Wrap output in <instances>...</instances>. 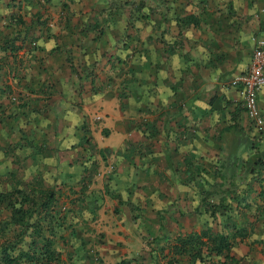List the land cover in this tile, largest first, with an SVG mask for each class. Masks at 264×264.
<instances>
[{"label":"crops","instance_id":"0c3cea01","mask_svg":"<svg viewBox=\"0 0 264 264\" xmlns=\"http://www.w3.org/2000/svg\"><path fill=\"white\" fill-rule=\"evenodd\" d=\"M10 1L0 0V63L7 41L23 63V83L34 89L27 99L35 109L17 111L0 96V195L21 188L37 201L54 189V240L64 264H87L86 251L99 264H191L184 254L168 262L176 236L207 225L233 232L235 222L253 229L264 214L249 207L256 216H237L235 194H226L214 216L208 204L220 200L218 174L235 182L231 165L256 146L264 151V129H252L230 85L249 62L251 38H264V0ZM117 1L131 4L117 8ZM53 13L55 29L47 26ZM185 15L197 24L176 21ZM36 30L31 55L26 41ZM257 102L264 114V89ZM95 114L104 122L88 130L98 153L84 173L76 163L79 128ZM191 165L200 166L197 175ZM176 195L197 213V225L172 218ZM5 206L0 201L3 218ZM243 239L232 240L229 255L246 253ZM261 248L251 246L249 264H264ZM205 259L193 264H221L222 256Z\"/></svg>","mask_w":264,"mask_h":264},{"label":"trees","instance_id":"16d2710c","mask_svg":"<svg viewBox=\"0 0 264 264\" xmlns=\"http://www.w3.org/2000/svg\"><path fill=\"white\" fill-rule=\"evenodd\" d=\"M20 1L24 4H28L33 6L35 4L41 3L44 4L46 0H11L13 5H18ZM26 3H25V2ZM28 1V2H27ZM127 3L117 1L114 6L117 8H121ZM134 5V4H133ZM138 7H142V3L137 4ZM137 7H133L136 9ZM131 11V9H130ZM176 21L187 24L192 23L193 25L197 24V20L193 15H185L182 17H177ZM178 25V24H177ZM41 36L38 30L35 32H29L27 41H34L32 48L29 50V54H33L34 51L38 47V38ZM4 50H8V56L3 63H0V73L4 75L11 73L10 79L13 81H21L24 91L31 92L33 94L34 89H29L22 81L24 74V66L23 63L19 62L18 59H14V56L10 54L12 52V48L9 45V42H3ZM6 66V67H5ZM0 96H4L5 93L10 91L9 85L5 82L0 83ZM8 85V86H7ZM30 101L27 104V101ZM23 100V98H19L18 102L14 104V102L8 101V105H14L15 110H22V112H27V109H31L34 101L30 99ZM259 106V105H258ZM2 107H0V113L6 115L2 111ZM260 108V107H259ZM32 109H35L33 106ZM1 114V115H2ZM8 117H11V112L7 114ZM83 127L82 132V141L80 143V155L77 158V164L82 169L84 173L88 172L90 167H92L95 157L98 153L96 147L93 145L88 129L86 128L85 122L82 120ZM250 126L252 127L250 121ZM236 126V123H235ZM253 129V127H252ZM255 130V129H253ZM256 131V130H255ZM259 132V131H258ZM259 134V133H258ZM255 152L244 160L239 161V167L236 164L231 165L235 168V176L238 175V172L242 173L240 176L241 179L247 180L246 186L244 185L238 191H236L235 182L233 179L228 176L223 175V173L218 174L216 180V184L213 186L219 192L220 195L219 202L214 205H209L208 207L211 209V214L213 215L217 208H225V204L222 203L226 199V194H235V200L239 202L241 200L242 206L245 208L254 207L255 211L260 214H264V183L261 179L264 172V151H260L258 146L254 147ZM166 163H169L168 155H165ZM237 161V159H236ZM195 171V174H198L200 171V166L196 165L192 167L190 166V170ZM236 170L238 172L236 173ZM248 175L249 178L248 179ZM257 181L259 184V190L254 191L253 183ZM261 186V187H260ZM252 190V191H251ZM254 191V192H253ZM211 192L208 191L206 195H211ZM223 194V195H221ZM54 189H49L45 191L41 197L36 201V199L32 196H29L21 188H14L7 192H4L0 195V201L5 202V207L9 210V215L5 216V221L1 224V228L9 224L13 230L12 239L16 241H20L26 245V248L19 249L17 254L11 255L7 250L10 245L8 240L6 246L1 247L0 249V264H18L20 260H24L28 263L32 264H64L61 260V253L56 246V241L54 240L55 227L54 225L60 226L56 220V217L53 213V200H54ZM240 197V199H239ZM203 200V199H202ZM251 205V206H250ZM225 210V209H224ZM223 214V213H222ZM256 216V214H254ZM214 216V215H213ZM259 220L264 222V216H259ZM42 222V223H41ZM264 223L262 224V226ZM71 228V227H70ZM71 234H73L74 229H71ZM246 227L241 225L237 226L235 222V229L233 232H226L223 229L213 231L210 226L207 225L205 228L200 229L197 232H189L182 236H176L173 239V242L167 246L171 254L169 256L168 262H173L177 259V255H187L188 260L193 264L194 262H203L206 260V257L210 256H222V259L219 261L221 264H240L239 258H234L232 255H229V251L233 245V239L238 237V240H242L247 237L248 232L246 231ZM8 245V246H7ZM163 247L160 246L158 249L159 253L163 252ZM168 251V252H169ZM86 259H84L85 257ZM84 257V258H83ZM87 264H99V260L96 257L95 253L84 252L81 257ZM77 260V259H76Z\"/></svg>","mask_w":264,"mask_h":264},{"label":"rangeland","instance_id":"374dc122","mask_svg":"<svg viewBox=\"0 0 264 264\" xmlns=\"http://www.w3.org/2000/svg\"><path fill=\"white\" fill-rule=\"evenodd\" d=\"M26 1V0H25ZM24 1V2H25ZM29 1V0H28ZM27 1V2H28ZM40 1V0H39ZM26 3V2H25ZM24 4V3H23ZM17 11H19L18 9H16ZM51 15V17H52V20H49L47 23H49V22H51L52 23V26L50 27L49 25H47L49 28H52V29H55V26H54V24L57 22V19L54 21V18L56 17V13H53V14H50ZM20 16L22 17V15H21V13H20ZM35 45V44H34ZM26 46L28 47V49L30 50L31 48H32V46L33 45H31L30 44V42H28V41H26ZM29 50L27 51V52H29ZM1 73H2V71H1ZM0 73V76H3V74H1ZM5 76V80H4V82H3V80L1 79V81H0V83H4V85H5V82L7 81V80H10L11 81V79H10V77H11V73H8V74H6V75H4ZM1 85V84H0ZM95 115H97V114H95ZM94 116V115H93ZM91 118V117H90ZM88 116H84L83 118H82V120L85 122V124H87V126H86V128L90 131V133H91V131L92 130H96V128H97V124L98 125H102L103 124V122H104V118H103V116H101L98 120H93V119H90ZM101 118H102V120H101ZM82 127H80L79 129H81ZM82 130V129H81ZM111 134H114V138L116 137V134L115 133H111ZM239 167V166H238ZM264 173V172H263ZM242 176V175H241ZM262 180H263V183H264V179L263 178H261ZM246 182H247V180H245V179H241L240 178V176H238V175H236L235 176V187H236V191H238L241 187H243L245 184H246ZM253 185V188L254 189H252V190H254V191H258V188H259V185H261V184H259L256 180L254 181V183L252 184ZM246 186V185H245ZM261 187V186H260ZM263 190H264V188H262ZM251 190V191H252ZM253 191V192H254ZM239 199H240V197H239ZM182 202H183V200H182V198H180L178 195H176V196H174L173 197V204L174 205H177L176 207V209H172L171 211H172V214H173V217L172 218H175V219H177L179 222H183L184 223V225H186V226H188V227H191V225L192 226H194L195 224L197 225L198 223H197V221H199V219L197 218L198 217V215H197V213L196 212H194L192 209H188V208H185V207H181V205H182ZM214 205H216V204H214ZM251 206V205H250ZM180 210V211H179ZM178 212V216H177V214H176V216H175V212ZM235 213H236V215L237 216H239L240 218L242 217L243 219H246V221H247V219H248V217L251 219L252 217H254V215L252 214L253 212H248V208H245L244 206H242V202H241V200H239V202L238 201H236L235 200ZM6 214V212L5 213H3L2 212V215H5ZM158 215H160V214H158ZM1 217V216H0ZM5 219L6 218H3V217H1L0 218V249H1V247H4V246H6V244H7V242H8V240L10 241V242H12V243H10V245H9V247H8V252L11 254V255H15V254H17V251L19 250V249H22V248H26V245L25 244H23L22 242H20V241H16V240H14V239H12L11 237H13L12 235H13V230H12V227L11 226H9V224H7L6 226H4V227H2L1 228V224H3L2 222L3 221H5ZM258 218H256V220L255 221H253L252 222V226H254V227H252L253 229L252 230H250L251 229V227H248L247 225L245 226L246 227V231L248 232V235H247V237H245V239H243L244 240V242H245V246L247 247V250H246V253L251 249V246H254V247H259V249H260V253H262L263 252V250H262V248L261 247H264V225L263 226H260V227H258L257 225H256V223L258 222ZM264 222L263 221H260V224L262 225ZM250 230V231H249ZM257 235V237L255 236V235ZM256 237V239H258V240H255V242L257 243H253L252 241H251V239H254ZM247 239H248V241H249V243H247L248 241H247ZM237 242H239L238 244H241L243 241L242 240H238V237L236 238V243ZM8 246V245H7ZM143 246L147 249V250H149L150 251V249H148V245L146 246L145 244H143ZM258 250V248L256 249V251ZM232 253H233V251H232ZM235 254H238V250H237V246H236V248H235V252H234ZM246 253H242V255L240 256V257H235V258H239V263L240 264H249V262H248V259H247V255H246ZM171 255V254H170ZM169 255V256H170ZM220 260H218V262H219ZM109 263V262H108ZM18 264H32V263H28V262H26V261H24V260H20L19 262H18Z\"/></svg>","mask_w":264,"mask_h":264},{"label":"built area","instance_id":"2783aa9c","mask_svg":"<svg viewBox=\"0 0 264 264\" xmlns=\"http://www.w3.org/2000/svg\"><path fill=\"white\" fill-rule=\"evenodd\" d=\"M253 46L250 53V58L245 69L232 77L230 85L235 87L240 104L243 110L246 112L247 117L256 131L264 129V114L261 112L258 102L257 94L260 90L264 89V38L252 37ZM34 45V41L30 42ZM14 81L11 79L9 83L10 91L5 93V97L8 101L17 103L19 98L27 101L29 96L28 91H18L15 88ZM31 107L28 108H32ZM100 115H94L93 119L98 120Z\"/></svg>","mask_w":264,"mask_h":264}]
</instances>
